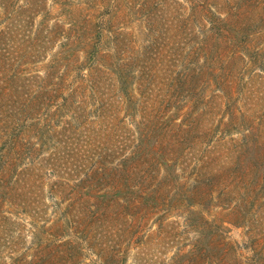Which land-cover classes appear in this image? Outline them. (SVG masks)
I'll list each match as a JSON object with an SVG mask.
<instances>
[{
	"label": "trees",
	"instance_id": "obj_1",
	"mask_svg": "<svg viewBox=\"0 0 264 264\" xmlns=\"http://www.w3.org/2000/svg\"><path fill=\"white\" fill-rule=\"evenodd\" d=\"M45 6L0 0V244L47 184L106 264H264V0Z\"/></svg>",
	"mask_w": 264,
	"mask_h": 264
},
{
	"label": "rangeland",
	"instance_id": "obj_2",
	"mask_svg": "<svg viewBox=\"0 0 264 264\" xmlns=\"http://www.w3.org/2000/svg\"><path fill=\"white\" fill-rule=\"evenodd\" d=\"M46 3L45 8H48L50 13L47 15L48 23H52V0H44ZM41 16H37L38 21ZM134 18L130 26L133 29L138 26ZM139 28V26H138ZM134 30V29H133ZM48 49L42 53L40 59L35 58L33 63L27 68L36 69L35 71H44V65L49 62L52 56V44L47 45ZM264 115V108L260 110ZM234 134V133H233ZM238 135L239 134H234ZM47 149H43L40 153L46 154ZM43 192L40 196L34 199H28L27 206H14L4 205L3 209L8 221V233L4 236L6 242L0 244V264H71L68 257L70 247L68 243L73 239L77 240L80 244V262L87 264H106L104 260L92 251L88 246L83 245L84 237L81 234H76L70 231L71 227L66 223L63 224V232H56L52 229V222L56 217V213L52 208V197H50L48 185L45 184ZM64 204H62L63 206ZM217 220L227 221V215L224 209L214 208L212 211ZM63 219V218H62ZM11 222V223H9ZM232 239L237 241H244L242 231L240 228L232 224H225ZM55 241H59L61 245L56 251L54 246ZM107 252L103 251V254ZM173 249L167 247L164 251V256L168 257L172 254ZM133 252H127L121 264H135L132 257ZM121 255V254H120ZM59 256V258H57ZM60 256H62L60 258ZM109 256L113 257L109 252ZM110 260V259H109ZM115 264V260L111 258Z\"/></svg>",
	"mask_w": 264,
	"mask_h": 264
}]
</instances>
